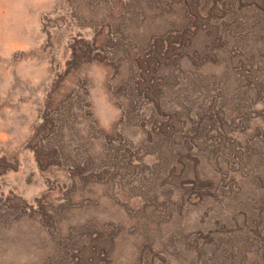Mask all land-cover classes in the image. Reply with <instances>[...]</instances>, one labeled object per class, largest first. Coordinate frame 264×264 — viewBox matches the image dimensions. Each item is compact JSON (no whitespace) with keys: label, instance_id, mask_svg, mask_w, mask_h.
<instances>
[{"label":"rangeland","instance_id":"374dc122","mask_svg":"<svg viewBox=\"0 0 264 264\" xmlns=\"http://www.w3.org/2000/svg\"><path fill=\"white\" fill-rule=\"evenodd\" d=\"M0 264H264V0H0Z\"/></svg>","mask_w":264,"mask_h":264}]
</instances>
